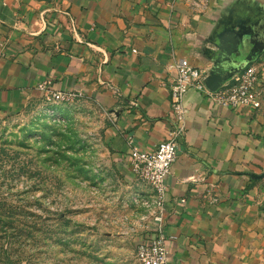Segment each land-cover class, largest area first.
Listing matches in <instances>:
<instances>
[{"label":"crops","instance_id":"obj_1","mask_svg":"<svg viewBox=\"0 0 264 264\" xmlns=\"http://www.w3.org/2000/svg\"><path fill=\"white\" fill-rule=\"evenodd\" d=\"M247 58L264 81V0H0V110L43 101L49 81L113 113L122 198L150 194L130 173L128 139L145 152L166 139L179 60L222 86ZM184 105L166 178L170 264H264V100L229 110L190 90Z\"/></svg>","mask_w":264,"mask_h":264},{"label":"rangeland","instance_id":"obj_2","mask_svg":"<svg viewBox=\"0 0 264 264\" xmlns=\"http://www.w3.org/2000/svg\"><path fill=\"white\" fill-rule=\"evenodd\" d=\"M114 116L85 97L0 110V264H137Z\"/></svg>","mask_w":264,"mask_h":264},{"label":"built area","instance_id":"obj_3","mask_svg":"<svg viewBox=\"0 0 264 264\" xmlns=\"http://www.w3.org/2000/svg\"><path fill=\"white\" fill-rule=\"evenodd\" d=\"M205 79L204 70L190 65L186 60H179L169 86L171 120L166 139L158 143L151 152L139 150L133 145V139H128L131 172L137 182L150 191L147 197L138 194L132 197V202L145 213L137 214L134 225L130 228L133 234L140 237L135 247L137 264H170L167 243L174 238L168 237L164 232L166 178L176 159L179 143L185 136L186 93L193 90L213 105L229 110L239 107L258 110L262 106L264 81L260 71L252 63L244 64L234 81L220 86L216 91H210L206 87ZM36 88L41 92L43 102L48 107L66 104L82 97L80 92L55 91L51 89L49 81L38 84Z\"/></svg>","mask_w":264,"mask_h":264},{"label":"water","instance_id":"obj_4","mask_svg":"<svg viewBox=\"0 0 264 264\" xmlns=\"http://www.w3.org/2000/svg\"><path fill=\"white\" fill-rule=\"evenodd\" d=\"M251 57V56H250ZM253 57V55H252ZM253 59L252 58H247V60H245V63L244 64H248V63H252ZM243 67V66H242ZM242 67L240 68V71L242 69ZM205 85L206 87L210 90V91H216L220 85H217L215 83H213L210 78H206L205 79Z\"/></svg>","mask_w":264,"mask_h":264}]
</instances>
